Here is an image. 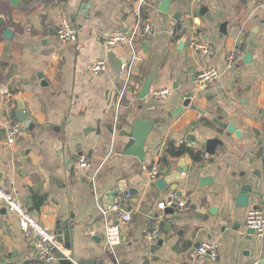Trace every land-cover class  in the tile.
Instances as JSON below:
<instances>
[{
	"label": "crops",
	"instance_id": "crops-1",
	"mask_svg": "<svg viewBox=\"0 0 264 264\" xmlns=\"http://www.w3.org/2000/svg\"><path fill=\"white\" fill-rule=\"evenodd\" d=\"M18 1L13 6L0 0V18L6 22L0 27V185L17 191L56 236L59 222L69 225L72 248L58 243L59 251L78 263L264 264V238L245 229L248 211L264 210V0H173L169 14L159 11L162 0H148L141 16L150 22L152 38L137 40L141 60L134 62L132 84L124 94L125 74L121 69L118 78L109 55L123 65L134 54L126 45L108 47L105 41L130 34L138 20V0ZM62 19L78 32L76 43L57 40ZM176 28H184L178 37L172 35ZM6 29L14 33L11 40L3 38ZM242 34L244 39L252 35L251 47H242ZM193 37L208 44L213 55L194 52ZM250 49L252 62L245 63ZM99 60L107 61L108 71L95 76L90 69ZM209 68L221 77L197 92L196 74ZM150 77L151 93L140 100ZM164 89L169 95L157 98L155 93ZM188 95L197 109L184 108L174 118ZM19 112L30 120L29 127L19 120ZM205 115L234 125L240 137ZM137 119L159 121L145 144L143 162L123 155ZM16 122L23 124L24 133L8 146L7 131ZM188 133L223 145L214 156L197 153L177 139ZM171 146L186 147L192 154L173 157ZM81 155L89 159V169L80 168ZM185 157L190 158L187 172L170 183ZM155 164L160 175L152 181L149 172ZM206 177L212 182L200 187ZM160 179L169 182L162 190L156 185ZM174 186L188 209L173 208L172 214V208L157 210ZM125 191L131 196L127 207L134 211L133 220L122 229V243L110 248L102 210ZM242 194L248 196V207L237 204ZM152 222L159 224L161 238L165 235L156 246L145 238ZM207 240L218 241V260L206 256L193 261L196 245ZM0 264H46L37 259L18 218L4 205Z\"/></svg>",
	"mask_w": 264,
	"mask_h": 264
},
{
	"label": "built area",
	"instance_id": "built-area-1",
	"mask_svg": "<svg viewBox=\"0 0 264 264\" xmlns=\"http://www.w3.org/2000/svg\"><path fill=\"white\" fill-rule=\"evenodd\" d=\"M148 4V0H138L137 7V22L130 34H115L107 37L105 44L108 47H115L120 44L126 45L133 52L134 57L130 63L122 65V72L124 75V89L132 84V73L134 62L140 61V55L136 52V42L139 38L149 40L152 38V26L149 21L143 20L141 13L143 6ZM184 28H176L172 35L178 37L183 32ZM56 38L60 43H76L78 41V32L71 25L68 19H62L57 32ZM190 47L194 52L200 53L205 57L213 55L212 49L208 44L201 42L197 37H193ZM233 57H230L232 60ZM108 71V63L105 60L96 61L91 65L90 72L95 75H101ZM221 74L214 68L202 70L196 74L197 92H203L208 89L209 85L218 81ZM170 91L164 89L155 93L159 99H164L169 95ZM24 133V126L20 122L13 123L9 126L7 131L6 145H14ZM184 142H181L183 144ZM79 166L82 169H89L91 167L90 161L85 155L79 157ZM150 179L155 181L160 175V165L155 164L150 169ZM130 193L124 192V196L120 197L118 202L112 205L110 209L102 210V216L105 222V236L106 245L114 248L122 243V229L129 225L134 216V211L127 207ZM124 204L121 206V204ZM0 205H4L7 211L15 215L21 229L24 231L26 237L30 240L37 259L46 264H53L56 261L54 249L58 248L57 236L54 231L43 225L24 205L20 194L17 191H9L0 185ZM167 208H174L179 211H186L188 209V201L178 199L176 194L172 193L167 200L157 205V210H165ZM246 231L253 230L255 235L260 239L264 238V210L260 208H253L248 211L246 223ZM161 229L158 223L152 222L150 227L146 230L145 238L149 245L156 246L161 239ZM219 243L218 241L207 240L202 243L199 248L193 251L191 257L193 261H198L206 256L210 257L213 262L219 258ZM66 255L65 253H63ZM67 256V255H66ZM73 264H78L71 257ZM255 264H262L259 261Z\"/></svg>",
	"mask_w": 264,
	"mask_h": 264
},
{
	"label": "water",
	"instance_id": "water-1",
	"mask_svg": "<svg viewBox=\"0 0 264 264\" xmlns=\"http://www.w3.org/2000/svg\"><path fill=\"white\" fill-rule=\"evenodd\" d=\"M13 6H18L19 1L18 0H10ZM173 0H162L160 3L159 11L165 14H169L171 11V4ZM205 12V10L202 11V13ZM180 14H177V17L175 18L177 21H179ZM6 22L0 18V27H5ZM253 33V32H252ZM14 36V33L10 29H6L3 33V38L6 40H11ZM249 38L244 39L245 34H242L239 37L240 42H242V47L245 46V43H248V45L251 47L253 45V37L252 35H248ZM247 37V36H246ZM240 49V46H239ZM252 54L253 50L250 49L247 55L245 56L244 62H252ZM109 59L116 71V74L119 77H121V69H122V61L120 59H117L114 54L109 55ZM151 86H152V77H150L146 83L144 84L141 93L139 94V99L144 100L146 99L150 93H151ZM191 95H188L184 99V103L182 107H180L178 110L175 111L173 114L174 118H177L179 115H181L184 112V108L190 107L191 109H197L191 104ZM198 111V110H197ZM19 120L25 124L26 127L30 126V120L27 119V116L24 114V112H19L17 114ZM206 117H209L215 124L218 125V127L227 130L230 133L235 134L237 137H240V132L236 130L234 125H225L221 122V118H215L213 119L211 116L205 115ZM159 124V121H150L147 119H137L133 123V133L131 135V138L128 140L127 144L124 147L123 155L124 156H134L138 158L140 161H144L145 159V144L148 140V137L154 130V127ZM180 141H184L190 145L193 146L195 152H201L203 155L207 156H214L216 154V149L218 146H222L223 143L219 139H210L208 141H201L198 138L197 133H188L186 135H180V137L177 138ZM188 165H190V158L185 157L182 158L178 164H176L175 170H177L176 175H174L173 180L170 183L178 182L180 181L182 175L187 172ZM1 178V175H0ZM209 182H212V179L210 177L203 178L200 182V187L207 186ZM169 182L166 179H160L156 182V185L159 189H163L162 186H165V184H168ZM177 187L174 186L172 188V191L174 194H176L177 201L182 197V193L176 192ZM249 188H244L243 192L250 193ZM237 204L240 207H248V196L247 195H239L237 198ZM195 210V207H193ZM168 213H174V209L168 211ZM161 214H158L157 216H160ZM202 215L199 213H196V217L199 219L202 218ZM203 219L206 221L208 220V217L203 216ZM57 242L64 245V248L68 251L71 250L72 244H71V229L68 224H62L61 222L58 223L57 227ZM248 235H255V232L253 230L248 231ZM162 240L165 239V235H162ZM161 240V241H162ZM200 244L196 245V249L199 248ZM54 254L56 256V261L53 264H73L71 259L68 258L66 255L58 251L57 249H54ZM38 262V261H36ZM78 264H97L93 261H85L82 260Z\"/></svg>",
	"mask_w": 264,
	"mask_h": 264
},
{
	"label": "trees",
	"instance_id": "trees-1",
	"mask_svg": "<svg viewBox=\"0 0 264 264\" xmlns=\"http://www.w3.org/2000/svg\"><path fill=\"white\" fill-rule=\"evenodd\" d=\"M169 153L173 157L180 158V157H182L184 155L192 154V151L187 149L186 147L175 148V147L171 146L169 148Z\"/></svg>",
	"mask_w": 264,
	"mask_h": 264
}]
</instances>
